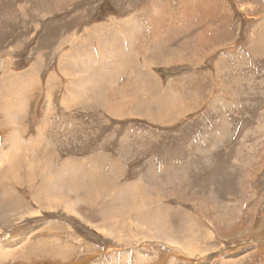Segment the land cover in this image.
Listing matches in <instances>:
<instances>
[{
	"label": "rangeland",
	"instance_id": "1",
	"mask_svg": "<svg viewBox=\"0 0 264 264\" xmlns=\"http://www.w3.org/2000/svg\"><path fill=\"white\" fill-rule=\"evenodd\" d=\"M1 117L0 264H264V0H0Z\"/></svg>",
	"mask_w": 264,
	"mask_h": 264
},
{
	"label": "crops",
	"instance_id": "2",
	"mask_svg": "<svg viewBox=\"0 0 264 264\" xmlns=\"http://www.w3.org/2000/svg\"><path fill=\"white\" fill-rule=\"evenodd\" d=\"M157 6H155V10H154V18L155 19H150V25L153 27L152 28V34L154 35V40L155 38L159 35L162 37V39H166V35H167V27H168V23L166 24L164 22L165 19H163L162 17H158L157 14H156V8ZM132 26H134V24H131ZM136 27H141L140 24L136 23ZM166 25V26H165ZM165 26V27H164ZM157 29H159V31H157ZM153 40V39H152ZM152 40H149V42H151ZM153 40V42H154ZM153 44V43H152ZM149 53H152V52H149ZM152 55V54H150ZM0 122L2 123H6V119L1 117L0 118ZM28 128L26 127L25 130H27ZM14 135V133H13ZM10 136V135H9ZM15 136V135H14Z\"/></svg>",
	"mask_w": 264,
	"mask_h": 264
},
{
	"label": "bare ground",
	"instance_id": "3",
	"mask_svg": "<svg viewBox=\"0 0 264 264\" xmlns=\"http://www.w3.org/2000/svg\"><path fill=\"white\" fill-rule=\"evenodd\" d=\"M75 57V56H74ZM100 63V62H99ZM93 67V66H92ZM16 111V110H15ZM19 154V153H18ZM20 157V156H19ZM18 157V158H19ZM22 157V156H21ZM17 158V159H18ZM127 202V201H126ZM117 211V210H116ZM143 212V211H142ZM31 214V213H30ZM116 218V217H115ZM117 219H119V218H117ZM122 220V219H121ZM116 222V221H115ZM122 223H123V221H122ZM118 225V224H117ZM123 225V224H122ZM146 225V224H145ZM119 226H121V225H119ZM127 227V226H126ZM126 227H124V228H126ZM155 229V228H154ZM112 230V229H111ZM117 231V230H116ZM146 238V237H145ZM166 241H168V240H166ZM171 243V242H170ZM3 245V244H2ZM4 249H5V246L3 245V247L2 248H0V261L4 258V256H6L7 254H5V252H4ZM222 249V248H221ZM22 255V254H21ZM2 262V261H1ZM4 262V261H3Z\"/></svg>",
	"mask_w": 264,
	"mask_h": 264
}]
</instances>
